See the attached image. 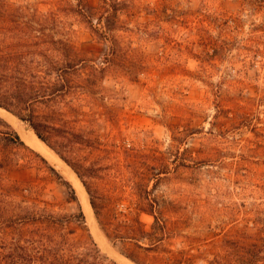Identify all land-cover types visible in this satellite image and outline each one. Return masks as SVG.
I'll return each instance as SVG.
<instances>
[{
    "label": "rangeland",
    "instance_id": "374dc122",
    "mask_svg": "<svg viewBox=\"0 0 264 264\" xmlns=\"http://www.w3.org/2000/svg\"><path fill=\"white\" fill-rule=\"evenodd\" d=\"M9 1L53 18L47 33L76 58V80L88 81L86 126L106 152L83 156L102 158L111 176L118 164L122 172L138 165L137 179L153 190L174 234L151 252L109 239L81 180L44 143L86 191L94 220L87 227L99 249L120 264H137L126 255L141 264H264V0ZM8 114L0 108L18 133ZM24 143L0 140V210L15 205L8 195L18 182L59 212L66 191L57 172L84 212L59 163ZM141 221L151 231L153 217ZM1 222L0 256H7L15 244Z\"/></svg>",
    "mask_w": 264,
    "mask_h": 264
},
{
    "label": "trees",
    "instance_id": "16d2710c",
    "mask_svg": "<svg viewBox=\"0 0 264 264\" xmlns=\"http://www.w3.org/2000/svg\"><path fill=\"white\" fill-rule=\"evenodd\" d=\"M52 19L29 3L0 0V108L27 124L76 173L109 239L134 242L147 252L158 250L174 234L160 219L162 210L153 190L137 179L142 174L139 166L122 172L118 164L111 176L113 167L101 164L102 158L90 161L83 156L106 152L105 144L97 131L86 126L91 121L85 109L92 103L88 81L76 80L80 76L76 58L47 33ZM0 127L5 129L0 140L27 148L7 122L0 119ZM55 173L66 191L59 212L48 203L40 205L37 188L18 182L9 188L12 196H8L21 201L14 200L9 212L0 210L2 234L9 236V230L15 244L12 252L0 256V264H120L99 249L75 189ZM125 202L126 212L118 213L117 207ZM69 205L77 211H69ZM143 215L154 219L149 232L144 230ZM126 256L141 264L137 256Z\"/></svg>",
    "mask_w": 264,
    "mask_h": 264
},
{
    "label": "bare ground",
    "instance_id": "6f19581e",
    "mask_svg": "<svg viewBox=\"0 0 264 264\" xmlns=\"http://www.w3.org/2000/svg\"><path fill=\"white\" fill-rule=\"evenodd\" d=\"M4 115H6V114H4ZM8 115H9L8 119H10L11 122L15 125V127H16L18 133L20 134L21 138L29 146H31L33 148V150H36L39 153L45 155L48 159L52 160L53 162L57 161L59 163L58 166L63 170L64 175H66L68 178H70L72 184H74V187L77 189V191L80 194V196H82V202H83L84 208H85L84 212L86 214V219H87L88 223L93 226L94 225V220H93V215H92V209H91L90 204H89L90 202L88 203V199L85 196L86 195L85 194L86 191L83 190L84 188L82 189L83 186L82 187L80 186L79 179L75 176V174H73L70 171V169L67 167V165L63 161H61L41 140H39L37 138V136L34 134L33 131L28 130L23 123H21L20 121H18L14 117H10V113ZM5 117H7V116H5ZM95 230H97V229H95ZM101 239L103 240L104 238L102 237ZM128 264H130V262Z\"/></svg>",
    "mask_w": 264,
    "mask_h": 264
},
{
    "label": "water",
    "instance_id": "95a60500",
    "mask_svg": "<svg viewBox=\"0 0 264 264\" xmlns=\"http://www.w3.org/2000/svg\"><path fill=\"white\" fill-rule=\"evenodd\" d=\"M38 138V137H37ZM39 139V138H38ZM40 140V139H39ZM44 143V142H43ZM82 204H83V202H82Z\"/></svg>",
    "mask_w": 264,
    "mask_h": 264
}]
</instances>
